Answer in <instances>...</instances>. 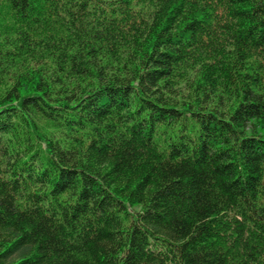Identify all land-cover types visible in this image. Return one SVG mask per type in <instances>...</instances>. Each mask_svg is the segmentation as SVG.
<instances>
[{
  "label": "trees",
  "instance_id": "16d2710c",
  "mask_svg": "<svg viewBox=\"0 0 264 264\" xmlns=\"http://www.w3.org/2000/svg\"><path fill=\"white\" fill-rule=\"evenodd\" d=\"M0 264H264V0H0Z\"/></svg>",
  "mask_w": 264,
  "mask_h": 264
}]
</instances>
